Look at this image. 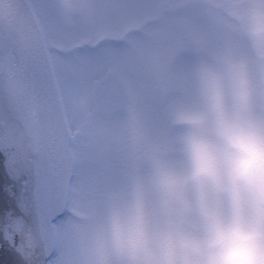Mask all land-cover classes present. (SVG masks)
Returning a JSON list of instances; mask_svg holds the SVG:
<instances>
[{
  "label": "clouds",
  "instance_id": "obj_1",
  "mask_svg": "<svg viewBox=\"0 0 264 264\" xmlns=\"http://www.w3.org/2000/svg\"><path fill=\"white\" fill-rule=\"evenodd\" d=\"M215 7L227 38L191 68L162 131L130 129L123 180L76 213L75 264H264V0Z\"/></svg>",
  "mask_w": 264,
  "mask_h": 264
},
{
  "label": "rangeland",
  "instance_id": "obj_2",
  "mask_svg": "<svg viewBox=\"0 0 264 264\" xmlns=\"http://www.w3.org/2000/svg\"><path fill=\"white\" fill-rule=\"evenodd\" d=\"M30 2L48 43L74 154L70 208L55 224L50 264H75L76 213L123 180L130 129L162 131L191 68L227 33L217 0H85L72 17L59 0Z\"/></svg>",
  "mask_w": 264,
  "mask_h": 264
},
{
  "label": "water",
  "instance_id": "obj_3",
  "mask_svg": "<svg viewBox=\"0 0 264 264\" xmlns=\"http://www.w3.org/2000/svg\"><path fill=\"white\" fill-rule=\"evenodd\" d=\"M72 147L36 12L30 0H0V264H50L70 203Z\"/></svg>",
  "mask_w": 264,
  "mask_h": 264
}]
</instances>
